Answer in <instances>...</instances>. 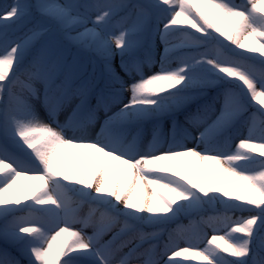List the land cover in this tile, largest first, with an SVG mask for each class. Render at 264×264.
<instances>
[{"label":"snow or ice","instance_id":"1","mask_svg":"<svg viewBox=\"0 0 264 264\" xmlns=\"http://www.w3.org/2000/svg\"><path fill=\"white\" fill-rule=\"evenodd\" d=\"M189 256L264 264V0L0 5V264Z\"/></svg>","mask_w":264,"mask_h":264},{"label":"rangeland","instance_id":"2","mask_svg":"<svg viewBox=\"0 0 264 264\" xmlns=\"http://www.w3.org/2000/svg\"><path fill=\"white\" fill-rule=\"evenodd\" d=\"M66 153H71L73 151H76V150H73V149H66L64 150ZM21 183H29V184H32V183H35L33 181H21ZM182 260H184L185 262H193V261H198V258L195 257V256H189V257H183Z\"/></svg>","mask_w":264,"mask_h":264},{"label":"trees","instance_id":"3","mask_svg":"<svg viewBox=\"0 0 264 264\" xmlns=\"http://www.w3.org/2000/svg\"><path fill=\"white\" fill-rule=\"evenodd\" d=\"M10 2V0H0V5L2 4H6ZM237 2H239V0H237ZM237 51H243L242 49H238ZM246 55H255V56H258V53H245ZM184 223H187L186 221ZM182 259V258H180ZM185 264H198V261H193V262H185Z\"/></svg>","mask_w":264,"mask_h":264}]
</instances>
